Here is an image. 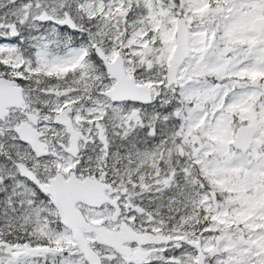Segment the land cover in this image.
Here are the masks:
<instances>
[{
	"label": "snow or ice",
	"instance_id": "6c2138e0",
	"mask_svg": "<svg viewBox=\"0 0 264 264\" xmlns=\"http://www.w3.org/2000/svg\"><path fill=\"white\" fill-rule=\"evenodd\" d=\"M0 264H264V0H0Z\"/></svg>",
	"mask_w": 264,
	"mask_h": 264
}]
</instances>
